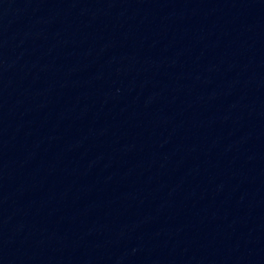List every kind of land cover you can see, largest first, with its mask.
Masks as SVG:
<instances>
[{
	"label": "water",
	"instance_id": "obj_1",
	"mask_svg": "<svg viewBox=\"0 0 264 264\" xmlns=\"http://www.w3.org/2000/svg\"><path fill=\"white\" fill-rule=\"evenodd\" d=\"M0 264H264V0H0Z\"/></svg>",
	"mask_w": 264,
	"mask_h": 264
}]
</instances>
